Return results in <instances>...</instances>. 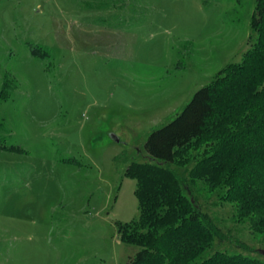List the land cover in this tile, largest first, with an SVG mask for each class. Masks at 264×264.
Instances as JSON below:
<instances>
[{
    "label": "rangeland",
    "instance_id": "rangeland-1",
    "mask_svg": "<svg viewBox=\"0 0 264 264\" xmlns=\"http://www.w3.org/2000/svg\"><path fill=\"white\" fill-rule=\"evenodd\" d=\"M255 3L0 0V264L135 256L140 248L123 243L117 226L139 219L127 168L148 160L149 134L218 72L243 67L258 39ZM228 92L222 97L240 93ZM206 141L180 153L188 168L212 154ZM228 191L194 187L230 240L219 251L264 264V223L241 213Z\"/></svg>",
    "mask_w": 264,
    "mask_h": 264
},
{
    "label": "trees",
    "instance_id": "trees-1",
    "mask_svg": "<svg viewBox=\"0 0 264 264\" xmlns=\"http://www.w3.org/2000/svg\"><path fill=\"white\" fill-rule=\"evenodd\" d=\"M250 27L258 39L243 67L230 65L218 72L170 123L149 134L143 147L148 160L127 168L138 182L139 219L118 223V233L123 243L140 250L125 264L253 261L219 251L230 240L194 192L198 181L212 189L227 186L230 201L238 203L241 213L264 223V0H256ZM252 56L256 61L250 62ZM245 70L247 77L237 82V71ZM235 85L240 97L223 98ZM202 140L212 154L188 168V160L179 155ZM235 248L244 246L237 242Z\"/></svg>",
    "mask_w": 264,
    "mask_h": 264
},
{
    "label": "water",
    "instance_id": "water-1",
    "mask_svg": "<svg viewBox=\"0 0 264 264\" xmlns=\"http://www.w3.org/2000/svg\"><path fill=\"white\" fill-rule=\"evenodd\" d=\"M116 140V138H114ZM117 141V140H116Z\"/></svg>",
    "mask_w": 264,
    "mask_h": 264
}]
</instances>
